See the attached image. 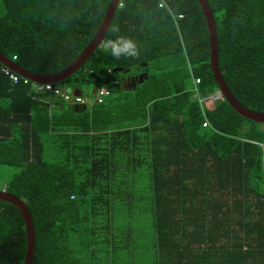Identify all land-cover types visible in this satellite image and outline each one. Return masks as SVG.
Returning <instances> with one entry per match:
<instances>
[{
	"label": "trees",
	"instance_id": "trees-1",
	"mask_svg": "<svg viewBox=\"0 0 264 264\" xmlns=\"http://www.w3.org/2000/svg\"><path fill=\"white\" fill-rule=\"evenodd\" d=\"M208 2L228 87L264 113V0ZM110 3L0 0V52L56 75L88 47ZM120 37L135 42V57L111 56ZM210 55L198 0H120L104 43L51 84L107 89L91 116L88 104L80 113L17 73L13 83L0 63V170L16 169L0 190L31 213L33 264H85L74 240L91 248L89 264H264V124L223 95L201 103L220 89ZM141 72L148 79L135 89L124 84ZM140 202L150 215L135 213ZM27 247L21 210L0 201V264H25Z\"/></svg>",
	"mask_w": 264,
	"mask_h": 264
},
{
	"label": "water",
	"instance_id": "water-1",
	"mask_svg": "<svg viewBox=\"0 0 264 264\" xmlns=\"http://www.w3.org/2000/svg\"><path fill=\"white\" fill-rule=\"evenodd\" d=\"M119 1L120 0H111L107 14L95 37L88 45V47L83 51L80 57L64 71L53 76H40V75L32 74L24 70L23 68H21L16 63L9 60L8 58H6L1 52H0V63L3 66L11 69L14 73H17L21 77L26 78L36 84L55 85L60 81L69 78L75 72H77L91 57V55L97 50V48L104 43L105 36L113 22ZM198 2L203 11L208 27L210 46H211L210 64L215 80L217 81L220 88L219 92L224 96L228 104L240 116H242L245 119L251 120L253 122L264 124V113L253 112L243 107L239 103V101L235 98L230 88L228 87L227 82L225 81L222 72L220 70L218 34H217L216 22L214 19L213 12L210 8L208 0H198ZM135 79L136 81L138 79V84H142L145 80L148 79V77L147 74H142L136 77ZM133 88L134 89L136 88V84L133 86ZM76 91L78 92L77 93L75 92V96H82V91L80 89H77ZM77 110L81 113L85 110V107L78 106ZM0 201L10 203L16 206L19 210H21L26 223V231H27V239H28L25 264H33L34 251H35V232H34L33 221L30 211L28 210L27 206L23 203V201H21L19 198L15 196L8 194L5 190H0Z\"/></svg>",
	"mask_w": 264,
	"mask_h": 264
},
{
	"label": "rangeland",
	"instance_id": "rangeland-1",
	"mask_svg": "<svg viewBox=\"0 0 264 264\" xmlns=\"http://www.w3.org/2000/svg\"><path fill=\"white\" fill-rule=\"evenodd\" d=\"M62 91L67 92L68 94H70L72 96H75V92L77 93V91L75 90V88H73V87H71L69 85L62 86ZM84 91L85 92L83 93V89H82V95L83 94L85 95L84 97H85V99H86V101L88 103V106H89L88 114L91 116V113H93L92 111L95 108H97V105H96L97 104V102H96L97 96L94 94L93 88L86 87L84 89ZM111 99L112 98H109V100H111ZM48 152H49L48 154L51 155L52 152H53V150H49L48 149ZM50 152H51V154H50ZM48 159H52V157H49ZM0 171H1L0 189H2L4 187V185L6 184V182H8L11 179V177L16 173V169L11 168V167H2ZM139 183L141 184L142 182H139ZM141 204H142V209L139 212H135V213L136 214L138 213V214H140V216H142V215H144L143 212H145V210H146L145 216H147L148 214L150 215L151 214V210L148 209L149 208V202H147V203L146 202H140V204L137 203V205H141ZM88 209H89V205H86L85 206V209H84V212H88ZM95 220H97V218H95ZM100 221H101V219H100V217H98V222H100ZM73 243L77 244L78 241H75L74 240ZM75 244H73L72 247L75 250H79L77 252H81L82 253V255L84 256V258L86 260L85 261V264H89L90 261L88 259H89L90 253H91V248L88 249L87 247H85V248H83V250H81L82 247H80L79 245H75ZM101 245L103 246V248H102ZM99 246H101V248H102V249L98 250L99 258H101L102 255H103L102 250L105 249V246L106 245H104V244L95 245L94 248H97ZM102 264H106V258H104ZM117 264H135V263H127V262H122L121 263V262H118Z\"/></svg>",
	"mask_w": 264,
	"mask_h": 264
},
{
	"label": "built area",
	"instance_id": "built-area-1",
	"mask_svg": "<svg viewBox=\"0 0 264 264\" xmlns=\"http://www.w3.org/2000/svg\"><path fill=\"white\" fill-rule=\"evenodd\" d=\"M182 18V17H180ZM16 60V57L13 58V61ZM2 73L9 77V79L13 82V83H17L19 80V76L14 73L11 69H9L8 67H5L2 69ZM28 80V79H27ZM200 80L197 79L195 80V84H199ZM36 92L37 93H44V92H53L55 95L57 96H61L65 102L73 104L75 106H85L87 105V101L85 98L83 97H78V96H72L68 93L63 92L61 89L59 88H55L53 85L51 84H46V85H37L36 88ZM109 95V91L105 88H102L99 90V92L97 93V100L96 102L98 103H102L103 102V97L104 96H108ZM221 93H215L213 95H210L206 98L201 99V103H205L206 105L212 104L214 102H217L220 100L221 98ZM207 123V122H206ZM259 146H261V148L263 149V153H264V143L262 144H258Z\"/></svg>",
	"mask_w": 264,
	"mask_h": 264
},
{
	"label": "clouds",
	"instance_id": "clouds-1",
	"mask_svg": "<svg viewBox=\"0 0 264 264\" xmlns=\"http://www.w3.org/2000/svg\"><path fill=\"white\" fill-rule=\"evenodd\" d=\"M109 48L111 56L117 59L121 56L135 57L138 54L135 42L126 37H120L111 42Z\"/></svg>",
	"mask_w": 264,
	"mask_h": 264
},
{
	"label": "flooded vegetation",
	"instance_id": "flooded-vegetation-1",
	"mask_svg": "<svg viewBox=\"0 0 264 264\" xmlns=\"http://www.w3.org/2000/svg\"><path fill=\"white\" fill-rule=\"evenodd\" d=\"M142 74H145L144 72H141V73H139L138 75H133V76H130V77H126L125 79H124V84L126 85V86H129V87H131V88H133V86L136 84V87H137V85H139L138 84V79H137V81H136V77H138V76H140V75H142ZM134 89V88H133Z\"/></svg>",
	"mask_w": 264,
	"mask_h": 264
},
{
	"label": "bare ground",
	"instance_id": "bare-ground-1",
	"mask_svg": "<svg viewBox=\"0 0 264 264\" xmlns=\"http://www.w3.org/2000/svg\"><path fill=\"white\" fill-rule=\"evenodd\" d=\"M42 85V84H41ZM44 85V84H43ZM74 93V92H73ZM84 93V92H83ZM61 97V96H60ZM224 100V99H223ZM65 102V101H64Z\"/></svg>",
	"mask_w": 264,
	"mask_h": 264
},
{
	"label": "crops",
	"instance_id": "crops-1",
	"mask_svg": "<svg viewBox=\"0 0 264 264\" xmlns=\"http://www.w3.org/2000/svg\"><path fill=\"white\" fill-rule=\"evenodd\" d=\"M78 92V91H77Z\"/></svg>",
	"mask_w": 264,
	"mask_h": 264
}]
</instances>
